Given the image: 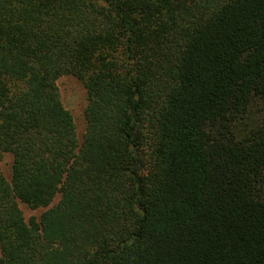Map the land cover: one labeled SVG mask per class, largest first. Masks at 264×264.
Listing matches in <instances>:
<instances>
[{"label": "trees", "instance_id": "1", "mask_svg": "<svg viewBox=\"0 0 264 264\" xmlns=\"http://www.w3.org/2000/svg\"><path fill=\"white\" fill-rule=\"evenodd\" d=\"M4 153L0 264H264V0H0Z\"/></svg>", "mask_w": 264, "mask_h": 264}, {"label": "rangeland", "instance_id": "2", "mask_svg": "<svg viewBox=\"0 0 264 264\" xmlns=\"http://www.w3.org/2000/svg\"><path fill=\"white\" fill-rule=\"evenodd\" d=\"M56 84L63 105L70 111L74 119L77 138L80 140L85 131L83 111L86 105V90L82 83L72 76H63L57 80ZM11 162V155L9 153H4L0 163V169L8 180L11 175ZM56 200L57 198L54 202H56ZM20 209L26 219L31 216L39 217L44 210L43 208L31 210L23 204H20Z\"/></svg>", "mask_w": 264, "mask_h": 264}]
</instances>
